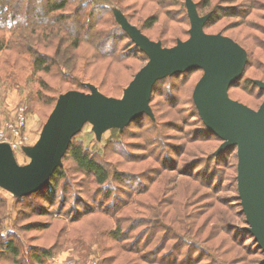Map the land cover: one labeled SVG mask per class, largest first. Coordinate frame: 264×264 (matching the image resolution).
I'll return each instance as SVG.
<instances>
[{"label": "rangeland", "instance_id": "1", "mask_svg": "<svg viewBox=\"0 0 264 264\" xmlns=\"http://www.w3.org/2000/svg\"><path fill=\"white\" fill-rule=\"evenodd\" d=\"M192 1L200 16H213L207 34L247 51L244 75L229 95L258 110L264 0ZM186 4L0 0V143H17L15 157L27 165L23 148L37 143L61 95L89 93L94 85L121 99L148 57L115 15L171 48L190 37ZM37 58L50 72L35 68ZM203 75L194 70L158 81L154 119L145 115L101 139L84 126L73 146L108 170L105 185L68 155L59 174L27 197L0 187V264H264L239 199L237 148L218 153L222 141L206 131L194 103Z\"/></svg>", "mask_w": 264, "mask_h": 264}, {"label": "water", "instance_id": "2", "mask_svg": "<svg viewBox=\"0 0 264 264\" xmlns=\"http://www.w3.org/2000/svg\"><path fill=\"white\" fill-rule=\"evenodd\" d=\"M191 28L187 41L171 48L152 41L125 15H115L132 42L148 57L121 99L108 97L94 85L90 92L70 91L60 96L41 136L23 152L31 159L20 165L8 143H0V187L27 197L46 187L63 166L73 139L91 124L98 139L113 128L123 131L147 115L154 119L151 101L155 85L168 76L202 70L193 98L205 127L222 141L218 153L237 148L238 192L247 231L264 252V102L258 110L233 100L229 90L244 75L247 51L233 39L204 30L211 15L200 16L187 0ZM262 91L264 82L254 80Z\"/></svg>", "mask_w": 264, "mask_h": 264}, {"label": "trees", "instance_id": "3", "mask_svg": "<svg viewBox=\"0 0 264 264\" xmlns=\"http://www.w3.org/2000/svg\"><path fill=\"white\" fill-rule=\"evenodd\" d=\"M51 8L53 10V7ZM62 9L63 7H59L57 8V11L62 10ZM212 19H213V16L210 17L209 21H212ZM45 63H46L45 59L37 58L34 63L35 68L41 71L50 72V69H51L50 66L49 65L45 66L46 65ZM206 131L209 133V135H211V137H216L214 134L208 131V129ZM68 155L72 157V159L75 161L77 166L81 168V170H84L85 172L93 174L94 177L96 178L98 185H105L108 182L110 178V173L108 172V170L104 168V166H102L100 163H98L94 158H92L89 153L84 151L82 147H74L73 141H72V144L66 156ZM58 174H59V170L57 169L53 177H56ZM9 249L15 255L18 254L16 248L13 247L12 244H9ZM41 257L42 256H37L36 257L37 261H40Z\"/></svg>", "mask_w": 264, "mask_h": 264}, {"label": "built area", "instance_id": "4", "mask_svg": "<svg viewBox=\"0 0 264 264\" xmlns=\"http://www.w3.org/2000/svg\"><path fill=\"white\" fill-rule=\"evenodd\" d=\"M8 144L11 145V147H12V149H13V151H14V148H16L17 143H14V144H10V143H8Z\"/></svg>", "mask_w": 264, "mask_h": 264}]
</instances>
